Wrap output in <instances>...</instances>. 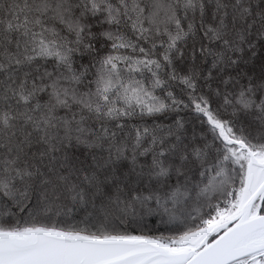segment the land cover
<instances>
[{"label":"snow or ice","instance_id":"obj_1","mask_svg":"<svg viewBox=\"0 0 264 264\" xmlns=\"http://www.w3.org/2000/svg\"><path fill=\"white\" fill-rule=\"evenodd\" d=\"M0 264H264V0H0Z\"/></svg>","mask_w":264,"mask_h":264}]
</instances>
